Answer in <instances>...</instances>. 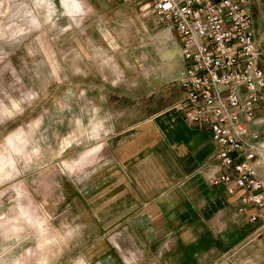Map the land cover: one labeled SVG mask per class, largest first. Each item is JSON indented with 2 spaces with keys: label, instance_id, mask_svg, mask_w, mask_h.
<instances>
[{
  "label": "clouds",
  "instance_id": "9594fccd",
  "mask_svg": "<svg viewBox=\"0 0 264 264\" xmlns=\"http://www.w3.org/2000/svg\"><path fill=\"white\" fill-rule=\"evenodd\" d=\"M96 14L91 0H0V41H27L28 55L41 57L32 61L33 69L27 62L20 71L11 62L0 69V264H103L111 248L117 251L118 264H146L109 234L128 233L136 247L138 237L129 230L140 217L147 216L149 224L157 221L158 205L172 188L166 168L144 178L148 192L136 193L139 202L126 200L114 212L104 213L112 219L103 237L71 211L66 197L60 211L62 201L50 200L51 185L46 182L49 172L71 180L107 167L101 160L115 134L112 116L104 108V95L98 101L88 99V89L77 78L93 75L104 86L127 83L137 88L139 77L148 73L140 61L133 63L125 56L127 49L114 29L98 26L101 46L81 38L85 21ZM65 42H71L68 51L61 47ZM170 57L169 52L159 53L160 64ZM128 68L135 73L130 81ZM50 85L56 86L51 94ZM117 165L124 172L122 161L112 167ZM100 211L90 206L88 220L98 219ZM209 264H264V242L258 248L250 241L235 244Z\"/></svg>",
  "mask_w": 264,
  "mask_h": 264
},
{
  "label": "crops",
  "instance_id": "0c3cea01",
  "mask_svg": "<svg viewBox=\"0 0 264 264\" xmlns=\"http://www.w3.org/2000/svg\"><path fill=\"white\" fill-rule=\"evenodd\" d=\"M119 8L139 27L150 24L154 27L155 21L144 17L138 4L123 3ZM163 25L167 28L157 36L163 38L160 45L171 57L161 65L155 49L149 47L148 58L155 60L158 66L148 74L154 87L150 92L155 93L157 84H161L164 101L150 105L146 117L130 121L133 126L128 130H134V142L131 148L124 150L128 156L125 160L128 174L124 178H132L131 201L134 202L140 200L137 192H148L144 178L154 170L163 172L166 168L172 188L158 205L157 221L149 224L147 216L140 217L132 231L148 259L146 264H209L241 242L250 241L258 248L264 242V231L250 222L255 207L251 205L241 213L237 194H229L210 183V175L227 169L217 157L220 149L207 125L188 122L176 108H171L184 95L181 79L185 61L175 29L170 23ZM255 27L258 39L256 21ZM173 35L176 41L172 46ZM175 49L178 54L174 53ZM256 116L264 121V93ZM255 127L258 126L252 124V128ZM261 128L264 130V125ZM154 157L161 161L159 165ZM165 182H169L168 178Z\"/></svg>",
  "mask_w": 264,
  "mask_h": 264
},
{
  "label": "built area",
  "instance_id": "2783aa9c",
  "mask_svg": "<svg viewBox=\"0 0 264 264\" xmlns=\"http://www.w3.org/2000/svg\"><path fill=\"white\" fill-rule=\"evenodd\" d=\"M146 18L170 23L185 61L183 97L175 108L203 123L227 169L210 183L238 195L239 211L264 229V121L256 111L264 93V51L249 0H121ZM252 124L258 127L252 128ZM259 233L261 234V232Z\"/></svg>",
  "mask_w": 264,
  "mask_h": 264
},
{
  "label": "rangeland",
  "instance_id": "374dc122",
  "mask_svg": "<svg viewBox=\"0 0 264 264\" xmlns=\"http://www.w3.org/2000/svg\"><path fill=\"white\" fill-rule=\"evenodd\" d=\"M91 3L95 6L97 14L91 20L85 21L83 26L85 35L81 38L91 40L94 46H101L102 40L98 26L114 29V34L118 33L124 42L123 46L127 49L125 56L128 57L130 62L140 61L141 66H144L148 71L150 69L154 70V67L158 64L155 65V60L153 62L148 58V49L149 47L150 49L154 48L157 56L165 50L163 45H160L163 38H160L161 36H157V34L166 29L167 26L152 17L151 19L155 21L154 27L151 24L150 26L141 25L142 27H139L128 14L119 11V5L123 4L121 0H91ZM247 8L253 13L257 22L258 42L264 51V0H249ZM64 22V20L60 21L61 24ZM89 24H91L90 27ZM172 41L173 46L174 41H176L174 35ZM27 43V41L19 44L0 41V59H2L0 69H3L4 64L8 62H11V65L17 71H20L26 62L29 69L35 68L36 65L32 61L39 60L41 57H30L25 47ZM71 46V42H65L61 45L65 51H68ZM174 53L178 54L179 52L175 49ZM120 64L124 68L123 61ZM125 73L129 81L135 78V73L130 68L125 69ZM148 73L139 77V87L137 88H130L127 83H122L116 88H112L111 85L104 86L100 78L93 75L83 79L77 78V82L88 89V99L98 101V98L104 95V108L112 116L115 134L108 142V154L101 160L102 163L107 162V167L91 176L72 177L71 180L67 177L57 176L54 172L46 173L48 177L46 182L51 185L50 200H61L59 209L63 211L66 201H63L62 198L66 197L67 205L71 211L74 214L82 215L84 222L91 224L101 237H103V233L112 219L111 215L105 217L104 213L107 210L114 212L116 205L122 204L126 200H132L131 182L124 178V173L127 172L125 160L128 158L127 152H124V150L131 148L134 142L132 137L134 130H128L133 126L130 121L146 117L150 105H160L164 101L161 96L163 87H159L161 84H157L158 88L155 93L150 92L154 87H151L153 84L149 81L150 76ZM5 76H7V73H5ZM101 88L104 89L103 92H101ZM55 89V85H50V94L54 93ZM178 101L171 108H175ZM73 110L79 112L75 104H73ZM56 127L61 130L64 129L63 125H56ZM115 161H122L124 172L121 171L120 165L112 167ZM90 206H95L101 210L98 219L88 220L87 209ZM133 207H135L134 204ZM129 231L131 232L132 229ZM109 237L117 243H122L125 252L134 251L137 256L143 257L145 261L148 260L145 252L140 249L138 241L136 247L132 246L131 241L128 239V233L121 234V230H117L111 232ZM102 260L103 264H118L119 257L116 249L111 248L110 254L102 257Z\"/></svg>",
  "mask_w": 264,
  "mask_h": 264
}]
</instances>
